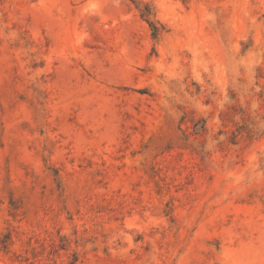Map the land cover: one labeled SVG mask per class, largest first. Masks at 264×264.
Masks as SVG:
<instances>
[{
	"label": "rangeland",
	"instance_id": "374dc122",
	"mask_svg": "<svg viewBox=\"0 0 264 264\" xmlns=\"http://www.w3.org/2000/svg\"><path fill=\"white\" fill-rule=\"evenodd\" d=\"M0 264H264V0H0Z\"/></svg>",
	"mask_w": 264,
	"mask_h": 264
}]
</instances>
